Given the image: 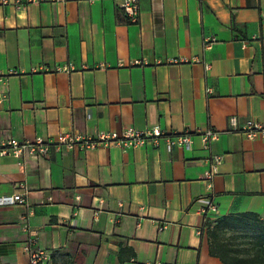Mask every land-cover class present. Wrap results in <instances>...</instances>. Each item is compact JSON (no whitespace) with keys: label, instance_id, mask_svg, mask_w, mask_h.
Listing matches in <instances>:
<instances>
[{"label":"crops","instance_id":"obj_1","mask_svg":"<svg viewBox=\"0 0 264 264\" xmlns=\"http://www.w3.org/2000/svg\"><path fill=\"white\" fill-rule=\"evenodd\" d=\"M13 1L0 4V136L217 137L0 155V196L25 192L0 206V264H30V237L45 264H264V131L243 133L248 120L264 130V0H139L135 22L122 0ZM219 224L261 228L259 250Z\"/></svg>","mask_w":264,"mask_h":264},{"label":"built area","instance_id":"obj_2","mask_svg":"<svg viewBox=\"0 0 264 264\" xmlns=\"http://www.w3.org/2000/svg\"><path fill=\"white\" fill-rule=\"evenodd\" d=\"M31 0H26L29 2ZM9 0H0V4H7ZM14 5L19 8L23 6L22 0H14ZM119 7L128 16L130 21L135 22L138 19L140 13L139 0H122ZM215 42V36L208 35L203 39V46L210 49L212 44ZM177 61V60H175ZM208 66V65H207ZM229 122L232 126L237 125V119L235 116H231ZM264 131L262 126L254 121L248 120L243 126V133L248 138H253L258 132ZM197 133L200 137L204 147H208L209 143L216 139L217 133L212 129L205 131H189L185 130L181 133H170L167 134L162 131L159 127L153 126L146 129H137L131 126H124L120 131L116 130H105L99 131L95 136L85 135H60L56 140L51 142H45L41 137H35L34 139H23L18 140L13 137H2L0 136V155L10 154L13 156H20L24 152L29 154L44 157L49 153L50 145L54 148L60 149L64 147L66 149L73 148H91L98 145L114 144L122 149L129 147L142 146L147 140H154L157 143L159 137H164L168 149H172L174 146H189L192 143V135ZM222 156L216 155L213 157V162L208 169H206L202 178L207 182H210L213 175L217 172V167L221 163ZM23 187V186H21ZM25 188V187H23ZM25 192L18 191L11 195L0 196L1 205H12L15 203L25 202ZM205 213L217 214V206L215 204L210 205L207 209H203ZM34 238H28V241L23 245L24 251L29 257L30 264H45L48 259V253L34 245Z\"/></svg>","mask_w":264,"mask_h":264},{"label":"rangeland","instance_id":"obj_3","mask_svg":"<svg viewBox=\"0 0 264 264\" xmlns=\"http://www.w3.org/2000/svg\"><path fill=\"white\" fill-rule=\"evenodd\" d=\"M217 219L218 220L214 222L215 224L219 221V218ZM218 230L221 237L231 239L240 249H245L246 247L254 249L257 237L262 231L261 228L256 226L231 228L221 224H219ZM254 250L258 251L259 249L255 248Z\"/></svg>","mask_w":264,"mask_h":264},{"label":"trees","instance_id":"obj_4","mask_svg":"<svg viewBox=\"0 0 264 264\" xmlns=\"http://www.w3.org/2000/svg\"><path fill=\"white\" fill-rule=\"evenodd\" d=\"M263 243H264V238H263ZM263 250H264V248H263ZM217 252V253H219L220 254V256H221V258H223V260L225 259V255H223L226 251H223V252H221V249H220V247H219V245L217 244V246H216V250H215V248L213 247V252ZM263 255H264V251H263ZM250 264V263H249Z\"/></svg>","mask_w":264,"mask_h":264}]
</instances>
